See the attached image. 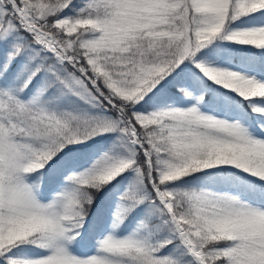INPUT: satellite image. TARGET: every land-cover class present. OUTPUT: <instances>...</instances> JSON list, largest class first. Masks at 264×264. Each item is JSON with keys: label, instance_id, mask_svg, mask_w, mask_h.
<instances>
[{"label": "snow or ice", "instance_id": "6c2138e0", "mask_svg": "<svg viewBox=\"0 0 264 264\" xmlns=\"http://www.w3.org/2000/svg\"><path fill=\"white\" fill-rule=\"evenodd\" d=\"M0 264H264V0H0Z\"/></svg>", "mask_w": 264, "mask_h": 264}]
</instances>
